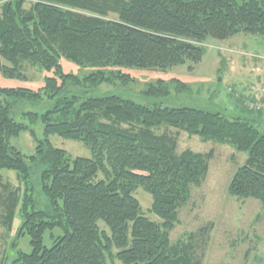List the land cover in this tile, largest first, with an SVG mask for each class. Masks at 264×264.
<instances>
[{"label": "trees", "instance_id": "trees-1", "mask_svg": "<svg viewBox=\"0 0 264 264\" xmlns=\"http://www.w3.org/2000/svg\"><path fill=\"white\" fill-rule=\"evenodd\" d=\"M25 1L0 7V58L10 64L0 63V72L14 78L40 66L54 76L40 91L0 88V171L15 172L19 181L1 184V219L11 232L22 201L18 239L28 236L31 247L6 264H203L211 225L187 242L173 243L171 233L193 189L205 183L213 152L179 153V139L186 133L246 154L228 194L264 206V132L253 125L256 119L189 106L148 107L119 96L58 97L68 84L132 80L112 72L117 68L198 64L208 38H264V0H35L29 9ZM62 58L97 70L82 81L64 73ZM145 94L165 98L170 92L160 81ZM44 100L56 101L42 115L26 114L31 124L42 122L44 140L25 157L11 140L29 126L13 119V108ZM55 135L83 142L93 158L72 159L52 145ZM138 188L151 196L149 214L158 222L143 213ZM37 192L45 199L41 206Z\"/></svg>", "mask_w": 264, "mask_h": 264}, {"label": "rangeland", "instance_id": "rangeland-1", "mask_svg": "<svg viewBox=\"0 0 264 264\" xmlns=\"http://www.w3.org/2000/svg\"><path fill=\"white\" fill-rule=\"evenodd\" d=\"M9 0H0V7ZM29 9L35 0H26ZM204 46L201 62L166 69H113L119 76L128 74L131 81L116 78L99 86L87 84H68L58 98L77 96L81 98H101L119 96L140 105L169 108L195 107L211 112H219L230 119L236 117L255 118L253 123L264 132V109L258 111L251 107L264 105V38L240 33L227 40L208 38ZM5 66L10 64L0 58ZM65 74L84 80L97 69L79 66L67 59H60ZM40 66H28L22 76L9 78L0 72V88L29 89L40 91L46 85V78L53 77ZM164 82L170 94L165 98H153L145 94L146 90L158 82ZM56 101V100H55ZM55 101L38 103H17L13 108V119L29 126L19 137L11 140V145L25 157L35 155L36 140H44V125L41 121L31 124L27 113L42 115L53 108ZM34 132L36 138L32 136ZM55 148L64 150L72 159H92L91 149L83 142L50 137ZM192 150L197 153L213 152L210 170L205 183L192 191L188 205L180 213V223L171 233L173 243L187 242L190 234L198 233L211 225L205 246L203 264H264V206L255 200H238L228 194V186L236 170L243 166L247 155L239 153L228 145L203 142L199 137L182 133L178 152ZM98 179H103L99 174ZM10 182L19 185L17 174L13 171H0L1 184ZM40 206L45 199L34 194ZM135 197L141 203L143 213L152 221L159 218L150 213L152 198L142 188H138ZM23 202L20 201L12 224L11 232L3 226L0 213V264L13 260L17 250L31 252L28 236L18 239L22 226ZM99 225L108 230L103 222ZM60 231H56L58 233ZM17 243L16 246L13 243ZM45 239V245L51 246ZM109 264H121L118 261Z\"/></svg>", "mask_w": 264, "mask_h": 264}, {"label": "built area", "instance_id": "built-area-1", "mask_svg": "<svg viewBox=\"0 0 264 264\" xmlns=\"http://www.w3.org/2000/svg\"><path fill=\"white\" fill-rule=\"evenodd\" d=\"M264 92V91H263Z\"/></svg>", "mask_w": 264, "mask_h": 264}]
</instances>
